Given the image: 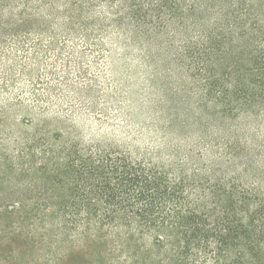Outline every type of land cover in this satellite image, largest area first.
Listing matches in <instances>:
<instances>
[{
    "label": "rangeland",
    "instance_id": "rangeland-1",
    "mask_svg": "<svg viewBox=\"0 0 264 264\" xmlns=\"http://www.w3.org/2000/svg\"><path fill=\"white\" fill-rule=\"evenodd\" d=\"M263 80L264 0H0V264H177L99 156L264 197Z\"/></svg>",
    "mask_w": 264,
    "mask_h": 264
},
{
    "label": "trees",
    "instance_id": "trees-1",
    "mask_svg": "<svg viewBox=\"0 0 264 264\" xmlns=\"http://www.w3.org/2000/svg\"><path fill=\"white\" fill-rule=\"evenodd\" d=\"M99 159L102 181L82 197L91 210L93 198L105 201L104 220L121 216L148 227L177 264H264V197L258 192L217 186L188 191L182 175L164 176L155 165H132L110 154Z\"/></svg>",
    "mask_w": 264,
    "mask_h": 264
}]
</instances>
